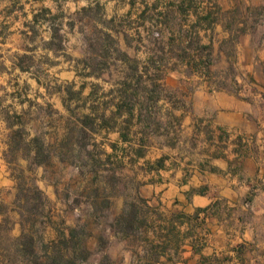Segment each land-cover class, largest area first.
I'll list each match as a JSON object with an SVG mask.
<instances>
[{
	"label": "rangeland",
	"instance_id": "374dc122",
	"mask_svg": "<svg viewBox=\"0 0 264 264\" xmlns=\"http://www.w3.org/2000/svg\"><path fill=\"white\" fill-rule=\"evenodd\" d=\"M255 2L0 0V264L22 231L39 249L72 230L73 264L180 263V210L139 193L180 169L187 84L231 86L235 44L264 20Z\"/></svg>",
	"mask_w": 264,
	"mask_h": 264
},
{
	"label": "crops",
	"instance_id": "0c3cea01",
	"mask_svg": "<svg viewBox=\"0 0 264 264\" xmlns=\"http://www.w3.org/2000/svg\"><path fill=\"white\" fill-rule=\"evenodd\" d=\"M234 48L230 87L209 77L180 96V169L151 171L139 193L152 209L180 210L177 264H264V20ZM3 144L0 198L12 189Z\"/></svg>",
	"mask_w": 264,
	"mask_h": 264
},
{
	"label": "trees",
	"instance_id": "16d2710c",
	"mask_svg": "<svg viewBox=\"0 0 264 264\" xmlns=\"http://www.w3.org/2000/svg\"><path fill=\"white\" fill-rule=\"evenodd\" d=\"M73 238H75V234L72 230L68 239L62 235L58 241H50L37 249L34 238L29 233L22 231L18 238L8 239V246L3 249L5 264H73L66 256V244ZM77 245L79 247V243ZM16 256L20 259L14 260Z\"/></svg>",
	"mask_w": 264,
	"mask_h": 264
}]
</instances>
